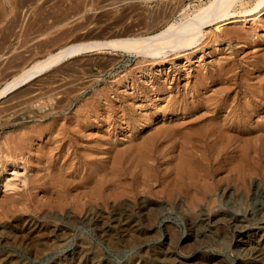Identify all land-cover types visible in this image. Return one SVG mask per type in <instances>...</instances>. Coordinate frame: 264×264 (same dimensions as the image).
Listing matches in <instances>:
<instances>
[{
  "label": "rangeland",
  "instance_id": "1",
  "mask_svg": "<svg viewBox=\"0 0 264 264\" xmlns=\"http://www.w3.org/2000/svg\"><path fill=\"white\" fill-rule=\"evenodd\" d=\"M208 1L0 0V87L59 45L147 36ZM252 25L159 56L82 52L1 99L0 264H262L264 113L209 112L220 86L246 100L264 79ZM206 76L213 101L192 104Z\"/></svg>",
  "mask_w": 264,
  "mask_h": 264
},
{
  "label": "bare ground",
  "instance_id": "2",
  "mask_svg": "<svg viewBox=\"0 0 264 264\" xmlns=\"http://www.w3.org/2000/svg\"><path fill=\"white\" fill-rule=\"evenodd\" d=\"M24 5H26V4H24ZM244 5H245L244 0H209L207 4H205L203 6H199L193 12V14L187 16L185 18V20H181L180 22H174V23L167 24L165 27H163L159 31L154 32L152 34H149L147 36L138 37V38L112 39V40L101 41V42L96 41V42H90V43L84 44V45L83 44H80V45L74 44V45H70V46L68 45V46H61V47H59L60 46L59 45L58 46L59 48L57 47V49H55L53 52L51 51V53L46 54V56H44L43 58L33 61L27 67L23 68L17 75L13 76L9 81H6L0 87V100L3 99L4 97H6L8 94L15 91L16 89H19L23 85L29 83L30 81H32L33 79H35L39 75L43 74L45 71L50 70L51 68L58 66L61 62L65 61L67 59H70L74 56L80 55V53H82V52H87V51H91V50H106V49L107 50H115V51L118 50L119 52L120 51L130 52V51L135 50L136 53L139 52L142 54L158 55V53L160 51L166 50V49H169V50L171 49L174 51V50H179L182 48H191V47L195 46L198 39L200 37H203V35H204L203 34V28L208 27L210 25H215L216 30H221V29H223V28H225L231 24H235V23H239V22H243V23L244 22H250L251 25L253 24L252 25L253 28H255V29L257 27L259 28V26H257V24L260 23L261 17L264 15V0H256L250 8L246 7ZM237 6H239L238 10L236 9ZM256 21H257V23H256ZM229 30H232V29H229ZM121 36H122V34H121ZM7 50H9V49L7 48ZM19 58H20V55H19ZM7 63H8V61H7ZM14 63L17 64V61ZM162 63H163V61H162ZM11 65H14V64H12V62H11ZM8 68L11 69L10 67H8ZM8 73H9L8 75L11 76L10 75L11 72L8 71ZM200 79H201L200 83H198L197 85H194L193 90L190 92L191 94L190 95L188 94L190 96L189 97L190 99L192 98V100L197 101L195 103L192 102V104H196V105H201L205 102L209 103L210 101H213V97H210V98L209 97H202L203 94L201 93V89H200V87H203V85H206L205 81L207 79V76L205 79H203V77H201ZM250 83L251 82L246 83V86H245V89H247V96L245 97L246 100L245 99L240 100V99H238L237 96L235 97L233 94H232L231 99H230L229 98L230 96H227V95H230V93H232L231 92V86L230 85L220 86L218 90L220 91V93H223L224 95L222 97L217 98L215 101H213L216 104L209 112H212L213 115L219 114V113H221V111L224 108L226 109V107L229 106V109H230L229 114H228L229 116H227L226 119L230 120V125H236V126H245L246 125L247 126V123L249 125L250 124L249 118L252 119L254 116H256L260 113H264V79L263 78L258 79V81L256 82L257 84L256 83L250 84ZM188 95L184 94L183 98L186 99L188 97ZM229 99L231 100L230 102L232 104L231 103L226 104ZM189 101L184 100V102H179L178 106L180 107V109L182 111H184V109H186L188 106H191ZM193 108H195V106H193ZM193 125L195 126V124H193ZM210 126H211V124H210ZM191 128H193V126ZM218 130H219V128H218ZM206 132L210 133V131H206ZM224 132L222 131L221 133H224ZM218 134H220V133H218ZM204 137H206L205 133L201 136V139ZM217 137H219V136H217ZM248 140H251V138L248 137ZM5 141H8V139ZM189 144H191V143H189ZM207 144H208V142H207ZM222 154H223V152H222ZM147 155H149V154H147ZM214 155H216V154H214ZM12 171H14V170L12 169ZM260 226H261L260 227L261 235L258 238H255L253 240L254 245L251 247V252L254 256L253 257L254 259L261 260V263L264 264V219L262 220ZM247 247H248V245H247Z\"/></svg>",
  "mask_w": 264,
  "mask_h": 264
}]
</instances>
